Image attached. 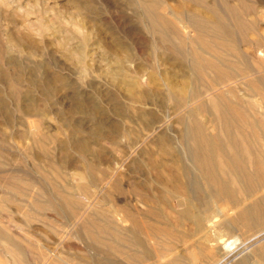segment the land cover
<instances>
[{"label": "rangeland", "instance_id": "rangeland-1", "mask_svg": "<svg viewBox=\"0 0 264 264\" xmlns=\"http://www.w3.org/2000/svg\"><path fill=\"white\" fill-rule=\"evenodd\" d=\"M130 1L0 0V264H214L195 246L203 244L221 258L224 252L214 244L229 231L239 236L238 249L221 264L241 257L255 264L264 223L250 230L216 224L210 230L202 221L198 235L189 221L176 225L190 200L176 190L178 181L160 174L173 171L180 145L175 136L182 126L172 113L184 112L196 99L177 105L168 87L202 91L214 76L207 69L208 75L188 80L186 62L171 50L177 40L151 34ZM208 1L229 13L240 5L254 8L239 17L246 32L232 27L239 54L220 47L218 60L235 64V72L243 68L221 92L234 94L262 123L263 90L248 96L243 84L264 77V0ZM160 2L163 16L184 18L192 11L211 17L190 2L182 11L181 0ZM180 34L190 40L194 33L186 28ZM257 37L260 42L253 43ZM135 87L136 94L144 93L142 101L128 95ZM100 123L102 133L93 136ZM113 181L120 187L113 188ZM260 196L264 186L254 194ZM193 204L190 212L199 218L212 211L232 214L221 199L206 195ZM116 209L130 211L138 225L145 214V229L129 219L120 225Z\"/></svg>", "mask_w": 264, "mask_h": 264}, {"label": "bare ground", "instance_id": "bare-ground-1", "mask_svg": "<svg viewBox=\"0 0 264 264\" xmlns=\"http://www.w3.org/2000/svg\"><path fill=\"white\" fill-rule=\"evenodd\" d=\"M134 1L130 2L143 16L147 30L151 34L162 40H168L170 36L177 40L178 45L171 46V50L178 55L180 60L186 62L189 71L185 77L188 80L189 78L204 77L208 75L207 72L214 76L210 77V85L202 91H187L186 88H180V85L176 88V84L168 87L169 94L174 97L177 105L186 104L191 98L196 99L184 112L180 114L174 112L172 113L174 115H171L172 119L175 118V122L182 126L178 136H175L176 143L180 145L179 148L176 146L179 150L174 155L173 171L164 169L160 174L167 181L168 179H172L174 182L178 181L176 190L190 200L177 213L176 225L189 221L195 227L192 235L203 232L202 221L211 225L210 230H214L216 224L219 225V228L224 227L226 230L233 223L238 226L240 224V227L246 230L261 226L264 223V196L256 199L254 194L260 187L264 186V122L258 121L257 116L250 113L242 102L233 97L234 94L226 97L221 92L223 85L228 80L243 74V68L240 67V72L237 70L235 72V64L218 60L220 47L227 49L234 56L239 54L233 42L232 27H237L246 32L247 24L243 23L239 17L242 14H254V8L248 5H240V9H231L232 11L229 13L217 9L208 0H181L180 11L184 8L185 2H190L204 7L211 17L204 18L198 13L188 11L184 18H180L173 14L172 17L161 15L162 13L157 10L161 4L160 0ZM224 3L229 4L228 1H224ZM226 15L232 20L230 23ZM186 28L194 33L190 40L180 34L181 30ZM259 42L260 37L253 41L257 44ZM187 44L190 45H188L189 49L186 48ZM181 46L185 47L182 49ZM243 85L248 90V96L259 94L262 88L263 92L259 95H261L260 102L264 107V77L251 81L247 80ZM232 93L230 91V94ZM143 94L141 92L136 94V87L134 91L130 89L128 93V95L139 99L144 96ZM112 131H116L115 128ZM163 138L165 139V137ZM165 141L173 144V140L170 138L165 139ZM162 148H167V145ZM130 154H134V151H131ZM154 163L157 165L159 162L154 160ZM110 183L113 188L120 187H118L117 181ZM176 184L174 183V185ZM84 188L85 186L79 190L83 191ZM204 195L212 199H221L224 204L230 206L229 210L232 211V214L228 216L212 211L209 217L199 218L192 215L190 209L195 206L193 200H198ZM248 196H250L248 203L245 204V201L241 203V198L246 199ZM115 212L120 225L125 226L126 223L123 222L129 219V223L133 226H141L145 229V214H143L144 221L138 225L134 214L130 211H125L127 214H122V211L116 209ZM157 231L161 234H168L160 226ZM260 234L251 235L247 240L242 241L241 246H246L248 242ZM177 240L181 241L183 237H177ZM239 240V236L230 231L220 234L214 245L215 248L216 245L220 246L224 252L221 258H216L212 250H207L203 244H197L195 249L205 261L221 264L226 256L236 251ZM135 242L140 244L142 241L135 239ZM252 256L253 263L264 264V243L254 250ZM235 264H248V262L245 257H241Z\"/></svg>", "mask_w": 264, "mask_h": 264}, {"label": "crops", "instance_id": "crops-1", "mask_svg": "<svg viewBox=\"0 0 264 264\" xmlns=\"http://www.w3.org/2000/svg\"><path fill=\"white\" fill-rule=\"evenodd\" d=\"M130 96V95H129ZM133 97V96H132ZM141 113H143L142 115H141ZM139 116H141V117H143L144 118V110H141L140 111V114H138ZM101 127H103L102 125H101V123L96 127V128H94L93 130H92V135L93 136H97L98 134H100V133H102V131H100V128ZM115 128H117V126H115ZM99 129V130H98ZM112 129H114V128H112ZM117 131V130H116ZM99 132V133H98ZM111 132V131H110ZM101 136V135H100ZM78 143H81L80 141H78V142H76V144H78ZM84 143V142H83ZM86 143V142H85ZM87 144V143H86Z\"/></svg>", "mask_w": 264, "mask_h": 264}]
</instances>
